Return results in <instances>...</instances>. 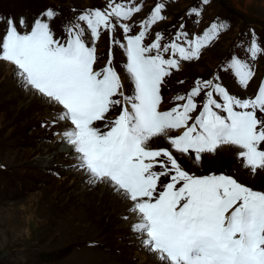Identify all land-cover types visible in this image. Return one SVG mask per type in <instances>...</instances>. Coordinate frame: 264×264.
Listing matches in <instances>:
<instances>
[{"label": "snow or ice", "instance_id": "6c2138e0", "mask_svg": "<svg viewBox=\"0 0 264 264\" xmlns=\"http://www.w3.org/2000/svg\"><path fill=\"white\" fill-rule=\"evenodd\" d=\"M164 7L157 2L136 35H129L132 26L123 23L141 11L130 2L109 0L103 10H83L64 25L62 39L50 27L53 9L31 24L24 17L0 18L6 22L0 61L15 66L22 86L52 106L53 125H69L57 135L75 153L74 167L85 172L89 184H104L130 203L128 211L136 217L131 230L160 264H264V192L225 174L197 176L175 155L200 162L203 154L235 146L245 168L264 170V80L254 97L240 99L212 79H197L186 96L174 97L183 103L162 111L164 78L179 69L180 61L199 59L201 50L227 28V22L214 21L190 40L177 30L174 40L163 45L156 33L146 45V33L163 19ZM188 14L201 13L192 8ZM117 26L123 42L115 37ZM102 29L109 33V59L96 70ZM117 45L126 56L122 66L132 95L125 94L112 66V46ZM246 51L253 61L264 53L254 31ZM228 68L247 88L254 76L249 63L233 56ZM202 93L198 105L195 98ZM117 106L119 114L109 119ZM96 122H104L106 130ZM155 138H165L170 148L152 149Z\"/></svg>", "mask_w": 264, "mask_h": 264}, {"label": "rangeland", "instance_id": "374dc122", "mask_svg": "<svg viewBox=\"0 0 264 264\" xmlns=\"http://www.w3.org/2000/svg\"><path fill=\"white\" fill-rule=\"evenodd\" d=\"M108 1L0 0V18L6 21L11 17L19 21L20 17H24L31 24L46 9H53L56 16L50 22V27L55 37L62 39L65 24L73 21L85 9H105ZM113 1L123 3L124 0ZM139 1L144 3L152 0ZM169 1L173 3L174 0ZM176 1L173 5L166 2V10L174 9L181 13L187 2H196ZM201 1L198 6L205 8V19H210L214 12L218 17L225 12L226 17L230 18L227 27H232L229 33L218 36L201 50L199 59L180 61L179 69H172L171 75L164 78L161 109L183 103L174 97L186 96L197 79H212L230 95L240 99L247 96L252 98L264 80V53L258 54L253 61L246 51L251 38L248 32L251 23L245 24L243 21L238 25L244 26L246 33L230 46L235 32L233 28L240 18L247 20L252 17L264 27V0H223L231 6L226 9L214 4L213 0L214 3L211 1L207 5ZM147 7L137 13L135 18L142 17ZM175 23L174 15L173 27L170 28H176ZM128 24L132 26L129 35H136L141 30L135 21L130 20ZM204 24L202 21L198 27ZM5 28L6 22H0V33ZM168 29L162 24L150 27L143 42L151 44L156 33L166 36ZM257 33L258 41L264 48V30H257ZM199 35L202 34L194 36ZM115 37L123 42L119 26ZM109 48L108 32L102 29L96 42V70L106 65ZM227 50L231 59L236 56L251 66L254 76L247 88L238 84L237 78L228 68L230 61ZM168 54L165 53L164 58ZM112 57V66L121 76L125 94L132 95L133 85L122 66L126 56L118 45L112 46ZM0 63V264H148L143 262L145 255L149 256L150 261H156L151 256L154 253L146 251L131 230L136 217L128 211L130 203L104 184H89L85 172L74 167L77 163L75 156L69 154L71 151L67 150L68 146L61 143V136L57 135L69 125L59 121L53 125L52 106L22 86L20 77L15 74V66L3 61ZM7 65H10L11 71ZM195 99L198 105L202 104L203 93ZM119 111L120 106L112 109L109 119H115ZM197 114L192 115L194 117ZM103 124L96 122V126L105 131ZM149 146L152 149L170 148L165 138H155ZM237 152L235 146H221L215 153L203 154L200 162L179 153L175 155L186 171L197 176L223 172L234 175L233 178L239 183L253 190L263 189L264 170L253 173L245 168ZM43 162H50V165H44ZM103 190L107 193L104 194L105 198L101 197Z\"/></svg>", "mask_w": 264, "mask_h": 264}, {"label": "bare ground", "instance_id": "6f19581e", "mask_svg": "<svg viewBox=\"0 0 264 264\" xmlns=\"http://www.w3.org/2000/svg\"><path fill=\"white\" fill-rule=\"evenodd\" d=\"M1 64V63H0ZM3 65V64H2ZM8 67V70L9 71H11V67H10V65H7ZM43 105H45L44 103H43ZM67 150H70L68 147H67ZM69 154H72V155H74L75 156V153L74 152H69ZM42 164H44V165H50V162H43ZM85 177H87L86 176V174H85ZM104 189V188H103ZM104 191V190H103ZM104 194H107L106 193V190L102 193V196L101 197H103V198H105V196L106 195H104ZM120 196V195H119ZM121 197V196H120ZM102 198V199H103ZM100 202H102L101 201V199L99 200ZM123 208H127V206L126 205H121ZM149 255V254H148ZM152 257H153V259H154V257L156 258V261H150V259H148V257L145 255V256H143L144 258H142V259H145L143 262H146V263H148V264H160V261L157 259V256H156V254H152L151 255Z\"/></svg>", "mask_w": 264, "mask_h": 264}]
</instances>
